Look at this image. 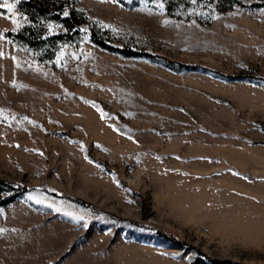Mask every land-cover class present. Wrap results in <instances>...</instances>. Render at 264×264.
<instances>
[{
	"label": "rangeland",
	"instance_id": "374dc122",
	"mask_svg": "<svg viewBox=\"0 0 264 264\" xmlns=\"http://www.w3.org/2000/svg\"><path fill=\"white\" fill-rule=\"evenodd\" d=\"M23 1L0 0V180L25 190L0 264H264V0H39L69 25Z\"/></svg>",
	"mask_w": 264,
	"mask_h": 264
},
{
	"label": "trees",
	"instance_id": "16d2710c",
	"mask_svg": "<svg viewBox=\"0 0 264 264\" xmlns=\"http://www.w3.org/2000/svg\"><path fill=\"white\" fill-rule=\"evenodd\" d=\"M239 0H231V4H238L240 2H238ZM55 2L53 5H59V8L62 10V3L56 2V1H52ZM51 2V3H52ZM21 10L22 12L29 18V19H36V18H52V19H56L59 21H63L64 23H67L69 25V23L71 22L70 18H64L60 15H56L55 12L51 9H49L48 7H46L43 2H40L39 0H24L21 3ZM64 10L69 11L70 8L66 7L64 8ZM56 15V16H55ZM5 35L7 37H12L15 38L17 40L23 41L25 43H28L26 36L24 34L21 33H14V32H5ZM92 41L93 43H95L96 45H98L100 48L107 50L109 52L112 53H120L122 55H124L125 57H131V56H139L138 54H134L125 50H121L119 48H112L110 46H106L105 44L98 42L95 38L92 37ZM0 191H2V193H4V191H8V192H13V194L9 197L6 198H2L0 199V208H4L12 203H14L23 193H24V189L21 188H17L16 186L7 183L5 181L0 180ZM1 193V194H2ZM160 235L165 238L166 240L170 241L173 244L176 245H184L182 242H179L178 240L163 234L160 232ZM196 264H200V262H197ZM210 264H237V263H233L231 261H220V260H210Z\"/></svg>",
	"mask_w": 264,
	"mask_h": 264
},
{
	"label": "snow or ice",
	"instance_id": "6c2138e0",
	"mask_svg": "<svg viewBox=\"0 0 264 264\" xmlns=\"http://www.w3.org/2000/svg\"><path fill=\"white\" fill-rule=\"evenodd\" d=\"M10 7V6H9ZM65 15H67V13H65Z\"/></svg>",
	"mask_w": 264,
	"mask_h": 264
}]
</instances>
